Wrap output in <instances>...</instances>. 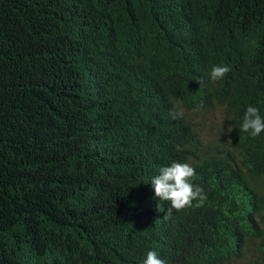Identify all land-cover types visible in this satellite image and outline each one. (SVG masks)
Segmentation results:
<instances>
[{"label": "trees", "instance_id": "1", "mask_svg": "<svg viewBox=\"0 0 264 264\" xmlns=\"http://www.w3.org/2000/svg\"><path fill=\"white\" fill-rule=\"evenodd\" d=\"M248 106L264 118V0H0V264H264ZM173 161L207 199L167 215Z\"/></svg>", "mask_w": 264, "mask_h": 264}, {"label": "clouds", "instance_id": "2", "mask_svg": "<svg viewBox=\"0 0 264 264\" xmlns=\"http://www.w3.org/2000/svg\"><path fill=\"white\" fill-rule=\"evenodd\" d=\"M230 71V66H214L210 71V78L214 82L222 80ZM170 115L176 119L179 114L170 113ZM227 131L231 132L232 126H229ZM240 131L249 133L253 137L264 131V118L259 114L257 107H247ZM195 175L196 171L190 164L173 161L170 165L160 167L159 174L152 178L155 196L160 201L170 203L167 215H171L173 210L181 211L193 207V201H197L196 206H199V202L207 199L203 188L191 182ZM143 264H166V262L155 251H148Z\"/></svg>", "mask_w": 264, "mask_h": 264}, {"label": "rangeland", "instance_id": "3", "mask_svg": "<svg viewBox=\"0 0 264 264\" xmlns=\"http://www.w3.org/2000/svg\"><path fill=\"white\" fill-rule=\"evenodd\" d=\"M218 111H213L210 114V120L206 125V132L208 134V137H214L216 133L218 132L219 126H220V113H217Z\"/></svg>", "mask_w": 264, "mask_h": 264}]
</instances>
